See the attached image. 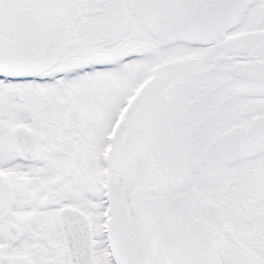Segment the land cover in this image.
Wrapping results in <instances>:
<instances>
[{
  "label": "snow or ice",
  "instance_id": "1",
  "mask_svg": "<svg viewBox=\"0 0 264 264\" xmlns=\"http://www.w3.org/2000/svg\"><path fill=\"white\" fill-rule=\"evenodd\" d=\"M0 264H264V0H0Z\"/></svg>",
  "mask_w": 264,
  "mask_h": 264
}]
</instances>
